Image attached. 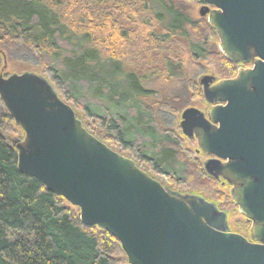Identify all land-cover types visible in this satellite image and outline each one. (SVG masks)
<instances>
[{
    "label": "water",
    "instance_id": "obj_1",
    "mask_svg": "<svg viewBox=\"0 0 264 264\" xmlns=\"http://www.w3.org/2000/svg\"><path fill=\"white\" fill-rule=\"evenodd\" d=\"M201 1L219 52L251 67L201 78L213 107L184 110L180 130L213 157L203 168L230 187L249 240L215 204L164 188L96 139L45 78L0 76V99L24 134L14 143L18 170L77 208L84 226L114 237L128 264H264V0Z\"/></svg>",
    "mask_w": 264,
    "mask_h": 264
},
{
    "label": "trees",
    "instance_id": "obj_2",
    "mask_svg": "<svg viewBox=\"0 0 264 264\" xmlns=\"http://www.w3.org/2000/svg\"><path fill=\"white\" fill-rule=\"evenodd\" d=\"M178 1L0 0V54L5 45L13 42L30 48L44 63L46 80L65 104L75 106L70 105L91 135L109 148L107 140L119 144L141 165L149 166L153 174L164 176L175 190L203 197L230 220V214L238 208L224 191L229 187L209 177L172 132L158 131L152 125L155 105H148L146 99H159L157 91L136 88L140 95L131 110L139 116L134 118V131L128 135L121 129L125 120L120 112L105 109L101 101L102 95L108 93V78L99 73L107 59L135 62L134 67L125 62L127 79L139 76L142 82H150L167 76L168 81L182 80V65L169 59L166 51L172 44H182L191 57L211 63L218 80L235 77L241 65L228 62L219 50L210 51L213 45L218 46V39L207 20L192 22L180 16ZM163 13L169 16L168 23ZM104 51L109 54L105 56ZM121 63L111 62L112 67H122ZM145 64L150 72L141 76L136 70ZM188 86L202 97L199 84ZM110 101L115 105L117 97ZM157 104L162 109L166 107ZM144 111L146 117L142 115ZM14 135L24 134L0 99V264H120L121 259L126 260L114 237L84 226L77 208L18 170L17 152L11 142ZM146 137L152 140L153 148ZM158 144L160 152L155 154L153 149ZM169 164L177 165L178 171L171 170L174 168ZM244 221L242 229L230 226V231L248 239L251 223L245 218Z\"/></svg>",
    "mask_w": 264,
    "mask_h": 264
},
{
    "label": "rangeland",
    "instance_id": "obj_3",
    "mask_svg": "<svg viewBox=\"0 0 264 264\" xmlns=\"http://www.w3.org/2000/svg\"><path fill=\"white\" fill-rule=\"evenodd\" d=\"M177 6H178L177 12L179 13V15L187 17L189 21L196 22L201 19L207 20V18L200 17L199 11L202 5L197 0H179ZM163 20L165 21V23H168L169 16H166V14L163 13ZM60 44L61 46L65 45L63 42H60ZM217 50L219 49L218 46L216 45L210 47V51H217ZM166 51L167 53H169L168 55L169 59L174 58L175 63L180 62V64L182 65L181 67L185 74L182 80L168 81L167 79L169 78L167 76H165L164 79L160 77L152 78L150 82L148 80L142 82L139 76L136 77L134 76L135 79L134 78L127 79L126 77L129 76L125 74L124 65H126L127 63L129 67H134V65L132 64L135 62H133L132 60H126L125 63L122 59H117V60L116 58L115 60L107 59L106 67L102 69L103 70L101 72L102 74L99 73L100 77L103 76L104 78H108L107 82L105 83L108 89V93L107 95H102L103 96L101 97L102 98L101 101L103 102L102 105L104 104L105 109L108 108V110H110L111 108H113L114 112L117 111L120 112L119 116L125 120L122 122L121 129L125 131V133L128 135L129 131L131 133L134 131L133 125L136 124L134 118L136 116H139L131 110V106H133V103H137L135 99L138 98V96L140 95L139 91H136V88L138 87L144 90L153 89V91L154 90L157 91L160 94L159 99H156V101H153V98H151L150 101L146 99L147 101L146 103L148 105L151 102L154 103V104L151 103L152 106L155 105L153 110L154 121L152 125L158 131L167 130L169 132H172V134H174L181 141L183 148L185 150H188L189 152H192L191 154L194 155L192 156V159H194V161L197 160V162H200L201 165L203 166L206 160L205 158L195 154V150L197 151L196 141L195 140L190 141V139H187L181 133L180 130L181 115L182 112L188 108H195L201 112H204L208 107L207 104L204 102L203 97H199L195 91L193 92L189 89L188 86L189 83H193V84L196 83L200 85V80L204 76L213 77L215 79V82L220 80H218V76L216 74L215 68L211 63L201 58L200 59L195 58L196 56L194 55L191 57L188 51L186 50L185 46H183L182 44L181 45L177 44V46L172 44L166 48ZM192 52L195 53L194 50ZM104 53L105 56L109 54V52L106 51H104ZM111 62H116V63L122 62L121 64H119L122 65V67L121 66L112 67ZM138 62L136 63V66L139 65ZM137 68H133V69H137ZM43 69H44V63L42 62V60L39 57H37L30 48L22 44L16 42L7 44L4 46L2 53L0 54V76L2 77H8L13 74L20 75L23 73H33L35 75L48 79L46 74L43 72ZM147 69L148 68L145 64L143 68L137 69L136 72H138L139 75L141 76H145V74L149 75L150 71ZM129 80L134 81V83H129ZM113 97H117L116 103L119 105V107H116L118 105L116 103L114 105L110 101V99H112ZM157 102L162 104L163 107L166 106L165 109L160 108ZM127 104H129L130 106L128 107ZM104 106H102V108H104ZM71 107H75V106L71 105ZM77 111L78 113L82 114L79 108L77 109ZM142 115L146 117L145 111L142 113ZM23 137H20L19 135L11 136V142L13 143L20 142L23 140ZM145 141L151 144L153 148V142L151 139L149 140V137H146ZM106 143L110 146V149L113 150L114 152L128 159H131L133 162L134 161L137 162L138 165L140 166L139 168L140 170L145 172L147 175L148 173L152 175L153 179L159 182L164 188H169L170 190L178 192L180 194H185L183 192H179L175 190L173 186L169 184L168 180L164 176L153 174L152 170L150 171L149 166L144 164L141 165L140 161H138L137 158H135L130 151L122 150L119 144H115L110 140H107ZM153 152L155 154L160 152L159 144L158 146L155 147V149H153ZM168 166L170 168L171 167L174 168L171 170L176 172L178 171L177 165L169 164ZM219 182L222 184V187L228 186L226 183L222 182V180ZM224 191L226 194L230 195V187L224 188ZM203 194L205 196H208V194L205 191L203 192ZM227 222L229 229L230 226H232L238 231L239 229H242L241 227L242 223H245L244 217L240 215L238 209L236 213H233L232 215L230 214V220H227ZM249 239H250V231H249L248 240ZM120 264H128V263L127 260L121 259Z\"/></svg>",
    "mask_w": 264,
    "mask_h": 264
},
{
    "label": "flooded vegetation",
    "instance_id": "obj_4",
    "mask_svg": "<svg viewBox=\"0 0 264 264\" xmlns=\"http://www.w3.org/2000/svg\"><path fill=\"white\" fill-rule=\"evenodd\" d=\"M201 5L203 6L204 4L201 3ZM250 67H251L250 65H246V66H242V65H241L240 68H244V69H246V68H250ZM207 106H208L207 109L203 112L204 114H206V113L208 112V110H209L210 108L213 107V105H208V104H207ZM190 141H194V139H193V140H190ZM195 154L198 155V156H200V157L205 158L206 162H207L208 160H210V159H213V157L205 156V155H203L202 153L197 152L196 150H195ZM220 181H221V180H220ZM217 182H219V181H217ZM222 182H223V181H222Z\"/></svg>",
    "mask_w": 264,
    "mask_h": 264
}]
</instances>
